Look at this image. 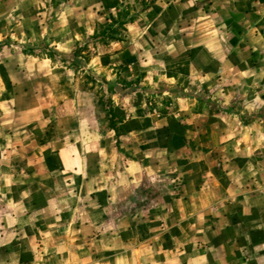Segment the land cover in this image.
<instances>
[{
    "label": "rangeland",
    "instance_id": "obj_1",
    "mask_svg": "<svg viewBox=\"0 0 264 264\" xmlns=\"http://www.w3.org/2000/svg\"><path fill=\"white\" fill-rule=\"evenodd\" d=\"M261 4L0 0V133L28 130V151L72 144L40 212L74 213V264H264ZM117 8L132 19L97 42ZM17 209L0 202V264H37L48 221L28 208L17 228Z\"/></svg>",
    "mask_w": 264,
    "mask_h": 264
},
{
    "label": "crops",
    "instance_id": "obj_2",
    "mask_svg": "<svg viewBox=\"0 0 264 264\" xmlns=\"http://www.w3.org/2000/svg\"><path fill=\"white\" fill-rule=\"evenodd\" d=\"M262 1L263 4L260 5L262 8L260 11L264 13V0ZM261 20L264 19L261 18ZM3 128L6 131L0 133V141L3 142L5 146V150L1 153L2 157L0 158V202L7 203L11 201L12 204H18L17 211L13 212L14 220L17 221V228L18 226L22 228L25 226L22 223L27 218L26 210L28 208H34V211L29 215L31 218L35 220L45 219L48 221L46 224H36V228L33 231L35 236L42 238L41 242L46 246L41 248V250L49 255L47 258L42 255L39 261H37V264H74L75 255L73 250L74 247L70 244L72 240L71 237L73 238L74 236L76 239V237L80 235L79 233H81V228H76L75 224L73 225L74 213L69 214L67 212L54 211V207L46 215L40 212L46 204L50 206V204H54L56 200V194L54 193V195H51L49 193L50 188H53L57 184V180L52 177L53 173L74 171V166L71 167L69 164L60 167L59 164L55 165L54 162L52 163L57 157L68 158L72 156V144L67 142L58 150L51 147L52 144L49 140L41 144L40 148L38 147L37 150L28 151L26 146L28 145V141L31 140L28 138V130H26L25 133L24 131H9L6 129L7 127L5 125H3ZM40 138L35 137L31 144H37ZM44 139L47 138L44 137ZM50 147L51 150L54 149V151H49ZM28 173H37L33 176L34 179L30 181V185L27 179V176L30 175ZM36 178L38 186H35ZM42 182L47 185L46 188H44L45 184ZM36 187L42 189L38 190V194L35 196H47L48 199L45 201H38L37 198L33 197V200L35 198V202L33 200L28 201V196L24 195L25 192H27V189H32V191L35 192V190H37ZM54 188H56V186ZM11 193H13V195ZM31 196L32 195H30V197ZM19 229L21 231V228ZM61 235H66L65 244L58 242ZM78 239L81 243V238L79 237ZM18 251V254L23 251L26 253L25 244H19ZM121 259L122 255H114L110 256L107 261L109 264H119Z\"/></svg>",
    "mask_w": 264,
    "mask_h": 264
},
{
    "label": "trees",
    "instance_id": "obj_3",
    "mask_svg": "<svg viewBox=\"0 0 264 264\" xmlns=\"http://www.w3.org/2000/svg\"><path fill=\"white\" fill-rule=\"evenodd\" d=\"M127 13H125L121 8H117L115 13H111L108 17V23L98 24L97 28L95 29L93 35L91 36L94 40L99 43H106L108 40H118V34L121 29H124L125 23L130 21L132 17H127ZM100 29V30H99ZM5 44V43H4ZM0 45H3L0 44ZM6 45H8L6 43ZM86 49V45L76 46L73 50V55L78 56V54ZM34 48L26 49L27 53H33ZM42 54L38 55L41 56ZM43 57L52 58V55L44 54ZM109 126L111 129H114V117L111 112V108L107 110Z\"/></svg>",
    "mask_w": 264,
    "mask_h": 264
}]
</instances>
